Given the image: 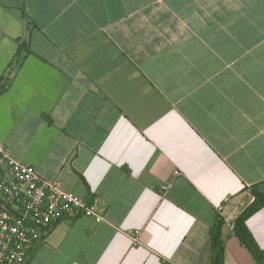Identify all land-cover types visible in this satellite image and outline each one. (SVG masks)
<instances>
[{"label":"crops","instance_id":"1","mask_svg":"<svg viewBox=\"0 0 264 264\" xmlns=\"http://www.w3.org/2000/svg\"><path fill=\"white\" fill-rule=\"evenodd\" d=\"M2 84L6 151L104 218L27 264H212L218 217L224 264H258L233 224L264 181V0H0ZM247 226L264 249V207Z\"/></svg>","mask_w":264,"mask_h":264},{"label":"built area","instance_id":"2","mask_svg":"<svg viewBox=\"0 0 264 264\" xmlns=\"http://www.w3.org/2000/svg\"><path fill=\"white\" fill-rule=\"evenodd\" d=\"M80 216L102 221L98 199L80 198L42 177L0 142V264H27L53 224Z\"/></svg>","mask_w":264,"mask_h":264},{"label":"trees","instance_id":"3","mask_svg":"<svg viewBox=\"0 0 264 264\" xmlns=\"http://www.w3.org/2000/svg\"><path fill=\"white\" fill-rule=\"evenodd\" d=\"M21 47L22 45L19 46V50ZM5 87L6 84L0 85V92L3 91ZM250 193L253 199L235 218L233 229L241 243L249 250L258 264H264V249L258 245L247 226V219L264 207V181L252 185ZM223 224V218L218 217L217 221L210 228L212 264H224V245L221 239Z\"/></svg>","mask_w":264,"mask_h":264}]
</instances>
